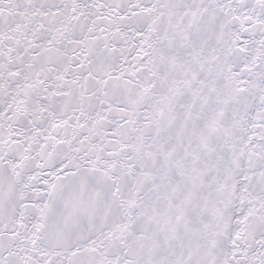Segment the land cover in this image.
<instances>
[{
	"label": "snow or ice",
	"instance_id": "obj_1",
	"mask_svg": "<svg viewBox=\"0 0 264 264\" xmlns=\"http://www.w3.org/2000/svg\"><path fill=\"white\" fill-rule=\"evenodd\" d=\"M0 264H264V0H0Z\"/></svg>",
	"mask_w": 264,
	"mask_h": 264
}]
</instances>
